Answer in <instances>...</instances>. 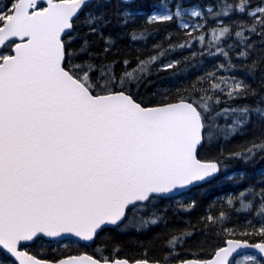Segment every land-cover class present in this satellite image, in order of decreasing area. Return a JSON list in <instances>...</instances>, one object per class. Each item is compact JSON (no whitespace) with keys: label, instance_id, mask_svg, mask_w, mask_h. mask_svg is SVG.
Segmentation results:
<instances>
[{"label":"snow or ice","instance_id":"obj_1","mask_svg":"<svg viewBox=\"0 0 264 264\" xmlns=\"http://www.w3.org/2000/svg\"><path fill=\"white\" fill-rule=\"evenodd\" d=\"M258 160L264 0H0V264H264Z\"/></svg>","mask_w":264,"mask_h":264},{"label":"trees","instance_id":"obj_2","mask_svg":"<svg viewBox=\"0 0 264 264\" xmlns=\"http://www.w3.org/2000/svg\"><path fill=\"white\" fill-rule=\"evenodd\" d=\"M144 2L145 3H151V0H144ZM150 43H151V41H150ZM262 166H264V161H260V160H258L254 165H247L246 167H248V168H250V169H259L260 167H262ZM235 167H243L242 165H240V164H237ZM217 193L215 192V191H213V192H210V193H204L203 195H204V199H205V201H207V200H210L211 199V197L213 196V195H216ZM192 215L193 216H195L196 215V213H192ZM154 230H158V229H154ZM141 239H144L145 237H140ZM129 251H132L133 249L131 248V247H129V249H128ZM136 251H139V249H135Z\"/></svg>","mask_w":264,"mask_h":264}]
</instances>
